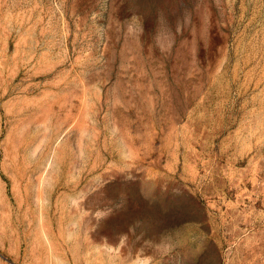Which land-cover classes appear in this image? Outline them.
<instances>
[{
    "label": "rangeland",
    "instance_id": "1",
    "mask_svg": "<svg viewBox=\"0 0 264 264\" xmlns=\"http://www.w3.org/2000/svg\"><path fill=\"white\" fill-rule=\"evenodd\" d=\"M0 264H264V0H0Z\"/></svg>",
    "mask_w": 264,
    "mask_h": 264
}]
</instances>
